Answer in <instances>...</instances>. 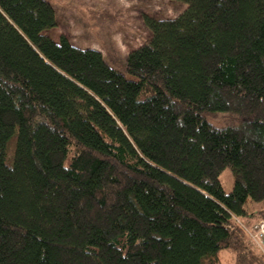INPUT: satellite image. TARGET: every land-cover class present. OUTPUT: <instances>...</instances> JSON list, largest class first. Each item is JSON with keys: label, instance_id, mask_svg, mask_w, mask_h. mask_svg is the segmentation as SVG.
<instances>
[{"label": "trees", "instance_id": "trees-1", "mask_svg": "<svg viewBox=\"0 0 264 264\" xmlns=\"http://www.w3.org/2000/svg\"><path fill=\"white\" fill-rule=\"evenodd\" d=\"M180 1L130 79L0 0V264H264L238 221L264 219V0Z\"/></svg>", "mask_w": 264, "mask_h": 264}, {"label": "rangeland", "instance_id": "rangeland-1", "mask_svg": "<svg viewBox=\"0 0 264 264\" xmlns=\"http://www.w3.org/2000/svg\"><path fill=\"white\" fill-rule=\"evenodd\" d=\"M49 1L55 9L57 26L48 30L47 34L56 41L66 35L77 47L100 50L109 65L130 79L135 77L126 71L127 57L151 36V31L144 22V15L161 19L173 18L187 7L180 0ZM225 117L223 114L208 116L217 126L227 124ZM220 181L227 193L233 190L234 175L230 167L223 170ZM246 206L248 209H256L264 205L249 198ZM221 257L223 264H235L231 251L224 250Z\"/></svg>", "mask_w": 264, "mask_h": 264}, {"label": "built area", "instance_id": "built-area-1", "mask_svg": "<svg viewBox=\"0 0 264 264\" xmlns=\"http://www.w3.org/2000/svg\"><path fill=\"white\" fill-rule=\"evenodd\" d=\"M242 223L241 219H238ZM251 240L264 252V219H260L252 226L242 223Z\"/></svg>", "mask_w": 264, "mask_h": 264}, {"label": "crops", "instance_id": "crops-1", "mask_svg": "<svg viewBox=\"0 0 264 264\" xmlns=\"http://www.w3.org/2000/svg\"><path fill=\"white\" fill-rule=\"evenodd\" d=\"M256 209H258V208H256Z\"/></svg>", "mask_w": 264, "mask_h": 264}]
</instances>
